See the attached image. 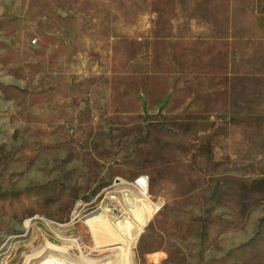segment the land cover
<instances>
[{"label": "rangeland", "instance_id": "1", "mask_svg": "<svg viewBox=\"0 0 264 264\" xmlns=\"http://www.w3.org/2000/svg\"><path fill=\"white\" fill-rule=\"evenodd\" d=\"M92 214L264 264V0H0V264H102Z\"/></svg>", "mask_w": 264, "mask_h": 264}, {"label": "bare ground", "instance_id": "2", "mask_svg": "<svg viewBox=\"0 0 264 264\" xmlns=\"http://www.w3.org/2000/svg\"><path fill=\"white\" fill-rule=\"evenodd\" d=\"M105 215V219H101L96 214L84 217V221H86V223L90 225L89 222H92L96 226L94 234L95 248H101L102 243H105V247L122 243L121 246L117 247L118 250L115 249L116 253H114V255L112 254L111 256L100 259L102 264H131V248L135 244L137 231L133 229V227H131L124 219H116L108 216L107 214ZM108 238H110V240H108ZM112 252H114V250ZM112 256L115 257L113 260H107ZM42 257L43 258L39 261V263L42 262L41 264H67V262L65 263L62 260L63 258L59 261H50L49 252ZM82 259L84 263L89 258L87 259L83 257Z\"/></svg>", "mask_w": 264, "mask_h": 264}, {"label": "built area", "instance_id": "3", "mask_svg": "<svg viewBox=\"0 0 264 264\" xmlns=\"http://www.w3.org/2000/svg\"><path fill=\"white\" fill-rule=\"evenodd\" d=\"M117 182H115L116 184ZM119 183V181H118ZM134 186L136 187V189H138L139 191L141 190H148V187H149V176L148 175H145V174H142V175H139L135 181H134ZM79 216V212L78 211H75L73 213V218H77Z\"/></svg>", "mask_w": 264, "mask_h": 264}]
</instances>
